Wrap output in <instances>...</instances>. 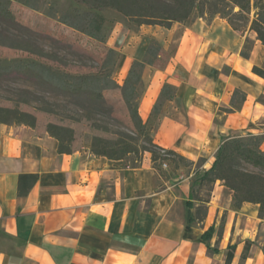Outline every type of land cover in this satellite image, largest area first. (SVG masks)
Instances as JSON below:
<instances>
[{
  "label": "crops",
  "instance_id": "1",
  "mask_svg": "<svg viewBox=\"0 0 264 264\" xmlns=\"http://www.w3.org/2000/svg\"><path fill=\"white\" fill-rule=\"evenodd\" d=\"M247 37L253 48L244 58ZM131 65L123 55L124 78ZM254 67L264 71L256 34L215 17L184 27L167 67L144 70L140 116L149 119L166 83L176 88L152 137L191 169L159 173L149 152L136 164L88 148L60 153L45 129L0 124V264H225L229 246L231 264H264L258 205L233 208L218 181L200 221L191 199L196 172L213 166L223 136L264 137V76ZM235 90L246 94L242 108L222 112Z\"/></svg>",
  "mask_w": 264,
  "mask_h": 264
},
{
  "label": "trees",
  "instance_id": "2",
  "mask_svg": "<svg viewBox=\"0 0 264 264\" xmlns=\"http://www.w3.org/2000/svg\"><path fill=\"white\" fill-rule=\"evenodd\" d=\"M17 1L25 6L36 8L33 0H0V45L16 47L17 33L25 28L21 25L13 11L12 2ZM86 7V10L75 8L61 13L58 21L77 30L94 41L106 44L108 38L109 19L103 14L113 11L119 14L130 28L160 26L170 29L173 24L190 25L198 19L211 22L215 17L226 20L239 32L251 31L264 46V0H75ZM52 16H55L52 14ZM253 44L246 39L242 57L251 56ZM30 50V49H28ZM44 54V53H42ZM162 48L156 40H152L142 60H135L120 86L112 74L119 64V53L106 48V59L95 74L74 75L61 72L48 63L34 60H18L0 63V75L14 74L31 84L44 85L52 88L66 97L75 98L80 106L85 108L89 102L94 110L101 112L106 102L104 92L118 89L126 106L132 129L120 133L117 139L95 137L91 152L96 156L112 160H126L129 155L141 157L145 152L152 154L154 168L161 173L162 164L170 161L173 170L190 168L193 162L172 150H166L155 144L152 131L160 114L169 101L176 97V88L166 83L159 99L152 109L149 119L144 122L139 113V102L143 94V73L146 67H155L161 57ZM45 56H49L44 54ZM253 71L264 76V71L254 67ZM246 101V94L235 90L230 108L222 112L238 111ZM14 114L13 124H24L36 128V119L15 108L0 107V124H12L7 117ZM30 118L31 121H28ZM57 140L60 153H72L71 145H65L64 140L50 130H46ZM264 137L252 134H235L222 137L217 158L213 166L204 171L196 172L191 199L199 202L194 220H200L207 214V204L210 202L215 184L220 181L233 193V208L238 209L245 203L259 206V218L264 219V151L261 149ZM205 190L206 197L200 193ZM211 230L207 232L210 234ZM235 247L229 246L225 264H231Z\"/></svg>",
  "mask_w": 264,
  "mask_h": 264
},
{
  "label": "rangeland",
  "instance_id": "3",
  "mask_svg": "<svg viewBox=\"0 0 264 264\" xmlns=\"http://www.w3.org/2000/svg\"><path fill=\"white\" fill-rule=\"evenodd\" d=\"M33 1L36 5L34 9L17 1L12 2V11L25 30L14 37L18 46L0 45V63L34 60L48 63L64 73L95 74L105 62L108 47L119 53V64L112 78L122 86L127 77L124 78L120 71L123 55L129 56L133 63V60L147 50L151 41L156 40L162 48V54L152 71L154 68L163 69L171 62L184 27L188 26L175 23L170 29L147 25L130 28L119 14L106 11L103 14L109 19L108 38L106 44H101L58 21L61 13L75 8L86 10L85 6L75 0ZM247 31L241 33L245 34ZM104 97L106 102L103 110L98 112L89 102L82 108L78 100L66 97L52 88L31 84L14 74L0 75V107L17 108L34 116L37 127L57 134L65 145H71L73 149L88 148L91 151L95 137L117 139L120 133H127L132 129L120 90L106 91ZM7 117L10 123H16L13 120L14 114ZM26 119L31 121L30 118ZM136 159L139 160L140 157L132 154L126 160L136 164ZM166 163L173 169L170 161ZM180 167L184 165L181 164ZM200 196L206 197V191L203 190Z\"/></svg>",
  "mask_w": 264,
  "mask_h": 264
},
{
  "label": "built area",
  "instance_id": "4",
  "mask_svg": "<svg viewBox=\"0 0 264 264\" xmlns=\"http://www.w3.org/2000/svg\"><path fill=\"white\" fill-rule=\"evenodd\" d=\"M162 167H163L164 169H167V168H168V164H167L166 162H164V163L162 164Z\"/></svg>",
  "mask_w": 264,
  "mask_h": 264
}]
</instances>
